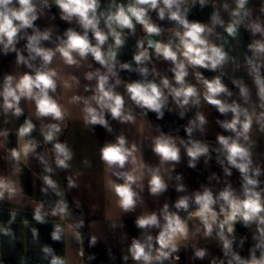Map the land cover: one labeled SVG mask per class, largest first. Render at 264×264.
<instances>
[{
  "label": "clouds",
  "instance_id": "clouds-1",
  "mask_svg": "<svg viewBox=\"0 0 264 264\" xmlns=\"http://www.w3.org/2000/svg\"><path fill=\"white\" fill-rule=\"evenodd\" d=\"M208 9L206 21L190 19ZM130 41L131 58L122 59ZM9 55L13 70L0 76V204L16 207L0 221L2 243L16 247L19 217L39 264H70L34 226L51 222L53 242L76 245L71 264L96 258L86 255L85 237L89 248L102 240L82 231V206L68 199L81 173L72 172L75 153L62 136L79 119L94 135L99 126L113 137L99 146L107 228L123 230L122 217L134 214L138 230L125 233L124 264H180L182 253L186 264H264V0H0V56ZM204 105L218 113L214 140L205 135ZM150 113L158 121L175 113L186 123L173 135ZM185 158L193 170L214 160L220 173L189 190L177 172ZM32 161L41 169L39 200L21 181ZM83 165L91 167L87 159ZM170 187L176 198L149 208L145 193L155 203ZM26 206L31 221L21 216ZM27 251L17 264H29Z\"/></svg>",
  "mask_w": 264,
  "mask_h": 264
},
{
  "label": "crops",
  "instance_id": "crops-1",
  "mask_svg": "<svg viewBox=\"0 0 264 264\" xmlns=\"http://www.w3.org/2000/svg\"><path fill=\"white\" fill-rule=\"evenodd\" d=\"M209 11L210 9L205 10V12L201 13L198 10H194L192 15L190 16V19L206 21L207 13ZM57 23L60 24V27L66 26L62 22L57 21ZM248 40L249 37L247 36V34H244L243 43L246 44ZM133 43L134 41L129 42V46L125 49L122 59L127 60L131 58ZM233 45L236 47L237 52L240 54L242 59L244 49L235 41H233ZM13 60V55H9L8 57L0 56V76H2L5 71L13 70ZM160 67H163V65H161ZM229 86L231 87L230 84ZM202 110L208 116L209 121L212 122L214 128L213 132L205 133L210 134L215 138V134L220 131L218 126L215 124V118L218 116V113H216L215 110L211 109L208 105H204ZM149 118L154 124H158V120H156L155 114L150 113ZM23 119L24 117H21L17 123H22ZM114 126L117 129L121 127L120 125L115 124ZM124 127L127 128V126ZM131 131L133 136H135L134 126ZM164 131L168 132V130ZM172 134L175 135L174 132H172ZM256 136L257 133L254 129L253 138L255 139ZM112 138V136L107 134L105 130L99 126H96L94 135L90 129L84 127L82 121L79 119H72L68 121V127L65 129L62 136V140H66L75 153V158L72 162V172L81 173L78 180L80 187L76 190H73L68 199L71 203L73 198L77 200L82 206L85 223L88 224V227H85L82 231L85 233L94 232L98 236H100L102 240L93 248H89L87 241H85L86 255L95 254L96 257L93 261L90 262V264H124L123 260L121 259V251H126V244L128 241L125 233L129 238L138 235V230L134 226V214H128L122 217L123 223L125 225V228L123 230L118 229L117 231L113 232L107 228L105 215L108 209V205L104 199L103 193L104 172L103 165L99 159V146L102 145L105 140H111ZM10 140L12 141V143L9 145V147L15 146L14 135L10 137ZM259 143V150L264 152V138H261ZM0 156H3V152H0ZM145 158L149 162H156V159L152 155L150 150L145 151ZM85 159L90 161L91 167H85L83 165V160ZM5 170L6 164L2 159H0V171ZM40 171V167L36 164L35 161H32L30 162V165L28 167H25L24 175L21 177L26 195L37 200L43 199L39 191V188L41 186V181L38 178ZM213 171L220 173V168L214 160L210 161L208 166H205L203 161H201L196 170L190 169L186 166V158L180 165L177 166V172L183 173L184 182L188 185L189 190L198 188L201 183H206V177ZM237 178L238 173L234 172V175L232 177L234 183L237 182ZM57 179H59L62 184L66 183V181H64L63 173H61L57 177ZM176 195L177 194L175 193V191L170 187L165 196L161 197L158 202L154 203L152 198H148L147 194L145 193L149 208L158 207L164 202L165 199L174 200L176 198ZM11 207H16V205L14 203L0 204V221L6 222V220L8 219L7 209ZM72 207L75 208V204H73ZM31 211L32 209L30 206H26L25 209H20L21 216L26 217L30 221ZM80 211L81 210H76V214H79ZM19 220L20 218L18 217L17 223L13 225V228L14 230H16L17 236L19 238V242L16 243V247L14 249L10 248L6 243H2L3 238L0 237V255L3 256V264H17V256L20 254L22 255L27 249L28 251L26 255L31 258L29 264H39L34 250L36 246H34L32 243L31 233L28 229H25L23 227ZM34 226H36L40 231L41 242L54 247L57 254H65L69 258L71 264V261L76 258V245L71 243L70 240H66L64 244L62 242H53L50 238V233L52 231L51 222L46 225ZM239 227L240 226L238 225L237 228ZM200 243L203 244L204 242L201 241ZM109 248L114 254L115 260H111L109 258L107 251ZM97 250H100L101 254H99ZM212 250L214 251V249ZM129 264H132V262L129 261ZM180 264H186V257L183 253L181 254ZM197 264H207V261L197 262Z\"/></svg>",
  "mask_w": 264,
  "mask_h": 264
},
{
  "label": "rangeland",
  "instance_id": "rangeland-1",
  "mask_svg": "<svg viewBox=\"0 0 264 264\" xmlns=\"http://www.w3.org/2000/svg\"><path fill=\"white\" fill-rule=\"evenodd\" d=\"M242 73H238V75H241ZM205 75H208V76H210V75H212L211 73H207V72H205ZM227 82V81H226ZM249 83H250V81H248ZM211 113V112H210ZM191 115V114H190ZM172 116H173V118H174V121H175V124H176V127L178 128L180 125H182V124H184V123H186V121L185 120H179L177 117H176V115H175V113H172ZM213 125H212V122L211 121H209V124L206 126V132H213ZM181 131L183 132V130L181 129ZM175 134H176V132H174ZM205 135H206V137L208 138V139H212V140H214L215 138L212 136V135H210V134H207V133H205Z\"/></svg>",
  "mask_w": 264,
  "mask_h": 264
},
{
  "label": "trees",
  "instance_id": "trees-1",
  "mask_svg": "<svg viewBox=\"0 0 264 264\" xmlns=\"http://www.w3.org/2000/svg\"><path fill=\"white\" fill-rule=\"evenodd\" d=\"M64 26H61V28H63ZM132 78H136L135 76H133ZM158 124L164 129V130H168V131H172V132H175L174 131V128L172 127L171 125V122H170V119L169 117L165 114V117L163 118V120H159L158 121ZM209 140H212V139H209ZM85 233V232H84ZM87 234V233H85ZM85 241H87V235L85 237ZM97 252L99 254H101L100 250H97Z\"/></svg>",
  "mask_w": 264,
  "mask_h": 264
},
{
  "label": "water",
  "instance_id": "water-1",
  "mask_svg": "<svg viewBox=\"0 0 264 264\" xmlns=\"http://www.w3.org/2000/svg\"><path fill=\"white\" fill-rule=\"evenodd\" d=\"M166 115L169 117L170 122H171V125L174 128V130H175L177 127H176V124H175V121H174V118H173L172 114L166 113ZM179 135L182 136V137H184L185 136V133L182 132V131H180L179 132Z\"/></svg>",
  "mask_w": 264,
  "mask_h": 264
},
{
  "label": "built area",
  "instance_id": "built-area-1",
  "mask_svg": "<svg viewBox=\"0 0 264 264\" xmlns=\"http://www.w3.org/2000/svg\"><path fill=\"white\" fill-rule=\"evenodd\" d=\"M238 233L240 234H245V232L247 231L246 229L242 228L241 226L239 228H237Z\"/></svg>",
  "mask_w": 264,
  "mask_h": 264
}]
</instances>
